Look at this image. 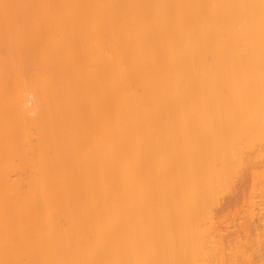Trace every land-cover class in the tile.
Returning <instances> with one entry per match:
<instances>
[{
    "label": "bare ground",
    "instance_id": "6f19581e",
    "mask_svg": "<svg viewBox=\"0 0 264 264\" xmlns=\"http://www.w3.org/2000/svg\"><path fill=\"white\" fill-rule=\"evenodd\" d=\"M0 264H264V0H0Z\"/></svg>",
    "mask_w": 264,
    "mask_h": 264
},
{
    "label": "rangeland",
    "instance_id": "374dc122",
    "mask_svg": "<svg viewBox=\"0 0 264 264\" xmlns=\"http://www.w3.org/2000/svg\"><path fill=\"white\" fill-rule=\"evenodd\" d=\"M18 177V175H15V178H17ZM242 200H243V195H241L238 199H237V204H238V206H240L242 203ZM234 207H232L230 210H229V212L227 213V212H225V213H227L228 214V218H227V221L225 222V223H222L221 224V227H222V231H223V234H224V236H226V237H229V239L231 240V239H234L237 235L235 234L236 232H238V231H241V229H240V225L238 224L240 221H241V219H238L237 217H234L233 216V214H234ZM231 212V213H230ZM237 224L236 226L234 225V224ZM251 224H252V226H253V228H254V226L255 227H259V224L257 223V220L255 219V220H253L252 222H251ZM228 226H230L229 228H228ZM241 233V232H240ZM256 233V231H255V229H253V232L251 231V230H249V232H248V234H250L251 235V237L254 235ZM228 239V240H229Z\"/></svg>",
    "mask_w": 264,
    "mask_h": 264
}]
</instances>
